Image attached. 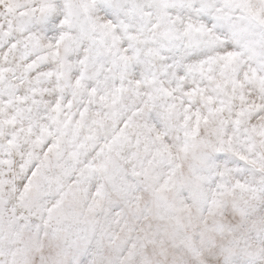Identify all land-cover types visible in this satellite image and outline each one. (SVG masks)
Returning a JSON list of instances; mask_svg holds the SVG:
<instances>
[{"label": "clouds", "instance_id": "1", "mask_svg": "<svg viewBox=\"0 0 264 264\" xmlns=\"http://www.w3.org/2000/svg\"><path fill=\"white\" fill-rule=\"evenodd\" d=\"M0 264H264V0H0Z\"/></svg>", "mask_w": 264, "mask_h": 264}]
</instances>
